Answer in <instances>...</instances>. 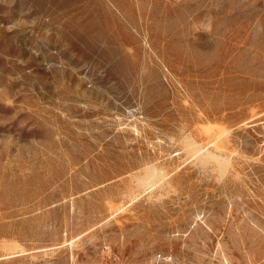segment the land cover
Listing matches in <instances>:
<instances>
[{"label": "rangeland", "instance_id": "rangeland-1", "mask_svg": "<svg viewBox=\"0 0 264 264\" xmlns=\"http://www.w3.org/2000/svg\"><path fill=\"white\" fill-rule=\"evenodd\" d=\"M0 264H264V0H0Z\"/></svg>", "mask_w": 264, "mask_h": 264}, {"label": "bare ground", "instance_id": "bare-ground-1", "mask_svg": "<svg viewBox=\"0 0 264 264\" xmlns=\"http://www.w3.org/2000/svg\"><path fill=\"white\" fill-rule=\"evenodd\" d=\"M194 144V143H193ZM191 148H192V150H193V152L196 154H200V152H201V149L202 148H197V145H193V146H191ZM192 153V152H191ZM203 154V153H202ZM201 157H203V155L201 156ZM200 158V157H199ZM151 176H152V174H150V175H148V176H146L145 177V179L146 180H149V179H151Z\"/></svg>", "mask_w": 264, "mask_h": 264}]
</instances>
